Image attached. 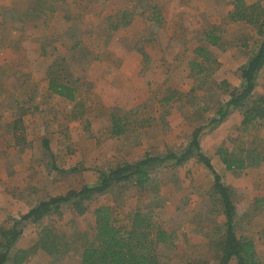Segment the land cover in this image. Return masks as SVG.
Wrapping results in <instances>:
<instances>
[{"label":"rangeland","instance_id":"374dc122","mask_svg":"<svg viewBox=\"0 0 264 264\" xmlns=\"http://www.w3.org/2000/svg\"><path fill=\"white\" fill-rule=\"evenodd\" d=\"M60 2L63 3L60 8L67 11L78 9L80 15L86 13L82 17L86 18L87 26L98 29L92 33L95 43H103V47H97L96 52L87 49L90 52L84 59L94 54L107 58L109 53L129 51L133 53L127 56H141L140 73L134 81L122 82L118 78L113 81L115 87L126 83L127 94L120 102L116 95H111L112 90L107 96H98L100 91L95 90L94 80L80 79L76 100L67 104L63 113L49 109L34 112L40 119L34 125L33 112L13 110L14 96H4L3 90L5 86L13 88L16 82L13 75L19 73L21 79L20 74L26 73L27 67L16 70L10 63V67L0 68V73L4 69L8 73L5 80H0V204L10 203L6 212L1 209L4 214L0 213V227L11 226L20 212L30 209L40 199L93 183L99 172L135 162L145 153L183 149L193 128L212 118L228 99L221 82L239 84L237 70L261 40L253 26L228 20L233 0ZM246 2L264 7V0ZM26 7L30 8L28 0H0V56L5 52L14 58L20 55L13 53L18 48L16 40L23 28L28 32L31 29L26 19L18 20ZM4 8L12 9L14 15L9 17V32L4 31V18H8L2 14ZM60 8L57 15L63 13ZM214 28L221 40L217 46H210L204 41V34ZM3 45H8L7 51L1 50ZM196 47L207 49L215 61L201 74L190 66L191 61L201 62L193 53ZM106 58L102 60L105 67L113 65ZM71 64L66 63L68 75ZM73 72L80 74L81 70ZM255 95L264 96V67L258 76ZM167 97L171 99L166 101ZM36 98L39 102L44 99L40 95ZM32 100L35 101L34 97ZM49 103L56 109L61 107ZM10 107L12 111L8 110ZM114 115L127 126L125 134L117 137L109 133ZM13 121H17L15 129L11 128ZM215 130L212 138H206L203 143L207 157L214 156L212 151L220 146L234 154H239L240 148L262 151L264 125L243 132L230 119ZM209 159L214 168V157ZM18 172L21 174L12 179ZM261 180L264 186V177ZM221 182L225 185L229 180L221 177ZM247 188L243 191L229 188L235 207L234 230L237 235L253 239L256 248L262 250L259 258L264 261V193L256 197ZM99 205L111 206L122 225L128 224L135 211L150 214L152 221L175 237L173 248H158L169 264H217L225 232L224 218L213 192L211 173L194 159L179 167L157 169L143 190L128 183L113 186L88 203L87 211L81 216L64 205L60 216H45L25 229L18 247H33L41 236L49 233L57 252L50 256L46 250L37 248L36 264H76L83 249L93 242L92 212ZM231 263L236 261L232 259Z\"/></svg>","mask_w":264,"mask_h":264},{"label":"trees","instance_id":"16d2710c","mask_svg":"<svg viewBox=\"0 0 264 264\" xmlns=\"http://www.w3.org/2000/svg\"><path fill=\"white\" fill-rule=\"evenodd\" d=\"M228 20L253 26L261 40L246 62L237 70L239 84L229 86L226 82H221L220 86L226 91L228 99L217 109L215 115L206 119L204 124L193 128L189 141L183 149L157 154L145 153L135 162H125L108 171L99 172L93 183L84 184L79 189H70L63 194L46 197L38 201L28 212L14 219L11 226L0 227L2 238H0V264H5L8 260L10 249L26 228L35 225L45 216H60L62 206H70L76 215L81 216L87 211L88 203L113 186L128 183L138 190H143L150 181V175L157 169L179 167L191 159L202 164L211 173L213 192L217 195L224 218L225 232L217 264H228L232 259L236 264H260L253 241L236 234L235 207L230 197L231 191L221 182L220 176L212 168L210 159L200 147L202 135L216 128L234 110L240 111L242 117L240 126L243 132L249 127L264 123V96L255 95L256 81L264 67V7L258 3L247 5L244 0H233ZM215 32L214 28L204 34V41L210 46H217L221 40ZM193 53L201 60V62H190L191 69H196L197 74L208 70L207 66L211 62L215 63L204 47H196ZM48 89L66 100H74V89L58 83L53 78L48 80ZM170 99L171 97L165 98L166 101ZM126 127L122 118L114 115L111 118L109 133L112 136H121L125 134ZM261 146L264 148V140L261 141ZM215 154L226 171L231 172L254 168L264 162V154L256 149L240 148L239 154H234L220 146ZM92 213L93 242L83 249L80 264H169L168 259L159 254L158 248L160 246L173 248L175 237L152 221L150 214L135 211L128 219V224L122 225L119 224L113 208L109 205H99ZM49 237V233L43 235L33 247L15 252L14 264H21L39 247L46 250V254L50 256L55 254L56 245Z\"/></svg>","mask_w":264,"mask_h":264},{"label":"crops","instance_id":"0c3cea01","mask_svg":"<svg viewBox=\"0 0 264 264\" xmlns=\"http://www.w3.org/2000/svg\"><path fill=\"white\" fill-rule=\"evenodd\" d=\"M244 1L247 4L246 0ZM28 2L30 4V8L26 7V9L22 11L21 15L18 16L19 21L22 20L23 18L24 20L26 19V21H28L31 24L30 32H28L27 29L23 28L22 35H20V37H18V39L16 40V42H18V48L15 46V48L17 49H14L13 53L15 52L16 54H20V55H16L14 58L12 56H8L10 55V52L9 53L5 52L3 53L4 56H0L1 69L5 68L6 65L10 67V65H12L10 63H13L15 65L16 70L17 67L19 69H23V66L27 67L26 73L23 74L24 72L23 71L20 74L21 79L19 78V73L13 75L14 79L16 80L13 88H7L8 86H5V88L3 89L4 96H9V95L14 96V102L12 105L14 106L13 110L17 109V111H21V113L33 112L34 122H35L34 125H38V121H37L38 117H36V113L34 112H40L44 110L46 111L49 109L50 111L56 110V111H61L63 113L65 111V107L67 106V104L74 102L77 98V95L80 93L79 91L80 88H78L77 85H79L81 80L84 81L94 80L95 82L93 86H95L94 87L95 90L100 91L99 93L100 95L98 96H104V95L107 96L108 91L112 90L113 92H110L111 95H116V98H118L119 101L127 94L125 90L126 83L121 84L120 86L118 84L117 87H115L113 81L117 78L120 81L122 80L127 81V79L134 81L135 79H137L140 73V68H141L140 64L142 62L140 55L138 57L133 54L127 56L128 53H133V52L126 51L125 53H120V52L116 54L109 53V57L107 58L110 59V61H107L108 59L106 57L101 58L100 55H95V54L92 56V58L88 60L84 59V56L86 54L89 55L90 52L89 50H93L94 52H96L95 49L97 47L98 48L103 47L102 46L103 43H95L97 40L94 39L95 36L94 33L92 32L98 29L96 27L87 26L86 18L82 17L85 16L86 13H82L80 15L79 14L80 10L78 11V9H74V11L73 10L70 11L68 9L67 11V9L60 8L63 4L60 2V0H52V1L28 0ZM58 8L63 9L62 11L63 13L59 14L60 16L57 15ZM2 14L4 16H8V18L6 17L4 18V21H6L4 25L6 26V28H4V31L6 30L7 32H9L8 27L10 26L8 21H9V17L14 16L13 11L10 8H4L2 9ZM97 14L100 13L98 12ZM123 14L124 13H122L121 15L124 16ZM117 32L118 29L114 33L117 34ZM20 33H21V27H20ZM7 48H9L8 45H3L1 50L2 49L6 50ZM18 51H21L22 53H19ZM106 55H108V53ZM79 58L82 59H80L77 62ZM105 58H106V62L113 63V65L111 66L107 65V67H105L104 61H102ZM70 62L72 63L71 64L72 68L70 69V73L68 75L66 63L70 64ZM75 69L76 70L80 69L81 70L80 74H74L73 70ZM4 70L1 71L0 73V80L2 79L5 80L8 77V73ZM91 75L92 77H90ZM65 77H66V81H65ZM49 78H53L58 83L73 88L74 100L69 101L66 100L65 98H62L52 93L48 89ZM68 79L70 81L69 83H67ZM107 81H109L108 84H106ZM227 84L229 86H237V85H230L229 83ZM39 95L42 96V98H44L43 101L41 102L37 101L39 100V98H36L39 97ZM32 97H34L35 100L34 102L32 100ZM49 102L58 103V105H60L61 107H58V109H56L55 106L51 107L49 106L50 104ZM8 110L12 111L11 107ZM236 112L239 113L238 116H236ZM234 116L236 117V119H234ZM230 119H233L235 123L240 125V122L242 120L240 111L239 110L232 111L220 124L217 125L216 128L202 135L200 139V147L202 149V152L205 153L206 150L203 147L204 141L208 140L209 138H212V136L215 134L216 131L215 129L221 126V124L227 123ZM17 120L19 121V117ZM15 122L14 121L11 122L12 129L15 128L14 127ZM262 125H264V123L260 124L259 126ZM263 140L264 138L261 141ZM261 150H262L261 153L264 154V148L261 147ZM212 152L214 155L212 156L214 157L213 160L214 168L213 167L212 168L220 176V178L223 177L227 179V181L229 180L230 183L228 182L227 184H225V186L228 187V189L231 187L232 190L237 189V191L239 190L243 191L245 186H248L247 191H250L254 196L256 197L263 196L264 186L261 183L262 181L261 178L264 177L262 176L264 174V162L260 163L258 166L254 168H247L240 172H231V171H226V169L220 162L219 158L216 157L215 154L216 150ZM212 157L208 156V158L211 159ZM18 174L21 173L19 172L15 173L12 179H16ZM17 185L20 186L19 184ZM9 204L10 203L6 204V202L0 204V213L4 214V212H2L1 209H5V212L6 209L7 210L10 209L8 208ZM28 211L29 209L25 210L24 212H20L19 215L25 214ZM3 224L5 223L3 222ZM234 225H235V220H234ZM20 237L21 235L15 241L12 249H10V252L8 254V260L5 262V264H14L15 252H17L18 250H27V248L25 247L22 248L18 247L19 246L18 240L20 239ZM250 240L253 241V239ZM253 243H254L256 255L259 258V255L261 254L262 250L260 252V250L256 248V243L254 241ZM31 255L33 256L31 257ZM80 257L81 255L78 257V261H76V264H80ZM259 262L260 264H264V261H262L260 258H259ZM21 264H36L34 260V252L30 254L26 258V260H24ZM228 264H232L231 261Z\"/></svg>","mask_w":264,"mask_h":264}]
</instances>
